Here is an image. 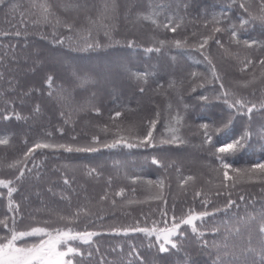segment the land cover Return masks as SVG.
Wrapping results in <instances>:
<instances>
[{"label":"trees","instance_id":"16d2710c","mask_svg":"<svg viewBox=\"0 0 264 264\" xmlns=\"http://www.w3.org/2000/svg\"><path fill=\"white\" fill-rule=\"evenodd\" d=\"M49 2L62 19L77 16L59 7L77 0ZM103 2L88 0L95 5L90 13L93 18ZM13 3L22 6L15 18L9 8L0 9V117L12 116L9 120L0 118V138L9 140L7 145H0V178L14 180L20 169L25 175L14 184L17 191L12 200L14 206L19 205L18 213L7 211V189L0 188V218L15 217L19 231L34 226L51 230L65 225L61 216L71 218L80 211L72 226L98 235L89 243L69 242L81 253L73 258V264H213L212 243L219 242L226 226L234 225L238 217L251 216L255 217V227L264 216V173L245 170L264 163V109L260 108L264 102V65L259 63L264 59V47L260 46L264 45V22L252 19L240 28L238 19L264 15L261 0H236L234 4L232 0H116L118 18L108 29L89 23L80 14L72 31L53 27L55 19L51 24H33L39 18L38 9L27 15L26 27L22 26L19 12L29 8V0ZM239 3H245L248 13ZM227 5H231L230 10ZM224 12L227 17L221 15ZM138 13L150 14L160 23L173 17L170 27H179L175 32L157 28L151 21L137 20ZM233 23L241 41L255 40L257 45L245 47L235 43L229 31H213ZM16 31L21 35H14ZM207 37H211L208 43L199 48ZM177 39L186 43L177 48L171 43ZM161 40L169 43L161 46ZM85 41L99 46L85 49ZM129 42L134 46L129 47ZM156 47L161 50L146 51ZM248 59L253 62L244 68ZM213 65L220 79L208 83L205 77L211 79ZM193 72L198 75L192 77ZM136 73H148L147 82L137 79ZM48 76L54 78L51 88L46 84ZM201 83L203 87H199ZM221 83L223 90L232 94L230 100L242 99L257 108L251 114H237L227 133L214 136L213 144H203L199 124L227 111L216 100ZM140 87L145 89L143 93ZM200 95H207L209 101L198 99ZM118 111L121 116L115 117ZM177 115L183 117L181 124L175 122ZM151 121L156 122L152 129L156 146L128 148L127 143H138L137 137L146 135ZM105 126L108 130L102 131ZM174 128L179 131H172ZM245 130L250 137L244 147L222 154L231 165L227 170L230 179L225 180L216 149ZM173 135L183 143H161ZM94 136L98 141H93ZM121 138L114 148L104 146ZM38 141L74 149L95 147L98 151L45 148L36 149L25 159L24 153ZM154 157L160 164L152 163ZM16 161H21L16 168L8 167ZM92 169L95 171L89 175ZM189 176L194 179L181 185ZM64 179L69 184L65 185ZM158 180H163L162 188L149 183ZM121 189L122 195H117ZM198 191L203 195L196 197ZM228 193L236 204L225 210ZM105 194L107 199L101 201ZM204 199L210 201L207 209L202 204ZM189 208L214 215L205 217L203 225L196 222L203 237L196 238L190 226H181L185 236L178 240L179 251L161 255L153 246L154 235L114 231L137 223L151 229L153 222L157 228H164L165 222L171 224L173 215L184 216ZM215 228L220 230L218 235H213ZM6 231L0 229V235ZM43 237H25L17 245L36 244ZM200 240H207L209 245L203 254ZM59 247L62 250L65 245ZM133 249L138 255L129 256Z\"/></svg>","mask_w":264,"mask_h":264},{"label":"snow or ice","instance_id":"6c2138e0","mask_svg":"<svg viewBox=\"0 0 264 264\" xmlns=\"http://www.w3.org/2000/svg\"><path fill=\"white\" fill-rule=\"evenodd\" d=\"M236 0H232L234 4ZM239 8L242 9L245 13H248V8L245 3H239ZM9 8L10 14L15 18L17 10L22 6L17 3H13V0H0V9ZM60 10L64 13H68L70 11H74L77 13V16L71 20H69L66 16L62 19L57 12L54 10L53 5L49 2V0H29V8L24 9L19 12L21 17L20 23L22 26L26 27V18L29 13H32V10L39 11V18L33 21V24H51L52 19H55V25L53 27L63 26L67 28L69 31L74 29V25L76 23V19L79 18L80 14H84V18L89 21V23L93 25H97L99 28L108 29L112 22L118 18V9L116 5V0H104L101 8L98 10V14L95 18L90 15L93 8H95L94 4H89L88 0H77L76 3H65L61 4ZM229 10L231 5L226 6ZM261 11L264 13V0H261ZM34 14V13H33ZM222 16L227 17V12L221 13ZM127 18V15H126ZM137 20H146L151 21L153 25L157 28L168 29L172 32L176 31V28L179 27V24H176L174 27H170L173 24V17H167V23H160L156 19H153V16L150 14L138 13ZM215 20V17L213 18ZM252 19H259L261 22H264V15L259 17H252L249 14L247 19L241 17L238 19V25L240 28H243L246 24H248ZM219 21H217L218 23ZM229 31L230 36L233 41L237 44L243 43L245 47L251 48L254 45H257V41L255 40H243L241 41L238 36L237 24H230L227 29H222L216 27L213 29L214 32L221 31ZM3 35H9L12 33L4 32ZM108 31L105 30V35H108ZM14 35L19 36L21 33L16 31ZM211 37L204 38L203 43L199 45V48H203L207 43L208 39ZM218 45L221 44V41L217 39L215 41ZM57 43H63L62 40H57ZM168 41L161 40L159 44L164 46ZM175 47H182L186 41H181L179 39L172 41ZM94 46H99L98 44H93L85 41L84 48L90 49ZM129 47L134 46V42H129ZM223 46V45H221ZM264 47V45H260ZM161 50L160 47L156 48H148L146 51L148 52H159ZM203 55V53H202ZM205 60H208V57L205 55ZM253 61L248 59L246 63H244V68H246ZM209 65H211V61L208 60ZM260 64L264 65V59L259 61ZM241 68V71L244 70ZM211 79L205 77V81L208 83H212L215 81H219L220 77L216 73L215 66L213 65L210 68ZM137 79L144 78V82H147L148 73H136L134 74ZM198 74L193 72L191 73L192 77H196ZM53 77L48 76L46 80V84L49 88L52 87ZM172 86V85H170ZM204 83H201L199 87H203ZM220 89L222 90L217 96L216 100L221 101L226 108V112H224L219 117L210 116L206 122L199 124V129L201 130V135L203 137V144H213V137L218 136L222 133H227L233 123V120L237 114H251L254 109L257 108L256 104H248L242 99H229V96L232 95L227 90L224 89L223 83L220 84ZM144 88L140 87L139 91L141 93L144 92ZM192 91H196V87L192 88ZM49 96H52L53 93L49 92ZM198 99L208 102L209 97L207 95H200ZM187 107V105H185ZM260 108L264 109V102L260 104ZM234 110V111H233ZM246 110V112H245ZM36 111H39V107L37 106ZM97 114H99V109H96ZM17 119H21L18 114H15ZM121 116V113L118 111L115 113V117ZM4 120H9L12 118L10 115H3L0 117ZM250 118V115H249ZM183 117L177 115L175 117L176 124H181ZM151 126L147 131L146 135L143 137H137L138 143H127L126 146L128 148L133 147H155L156 145L153 143V131L152 129L155 127V121H151ZM107 126H105L102 131H107ZM62 131V130H61ZM174 132H178V128L172 129ZM50 135V134H49ZM250 137V133L245 130L239 137L235 138L232 142L227 143L223 146L217 147L216 149V159H218L221 163V167L223 168V176L225 180L230 179L228 174V169L231 167L229 163L224 161V157L222 154L225 153H235L244 147V143ZM93 141H98V137H93ZM121 140H115L111 144H105V147H116L117 144L122 142ZM183 143V141L176 135H173L170 140H162L161 143ZM9 140L7 138H0V145H7ZM45 148H62L67 152H95L98 151L95 147H77L73 148L71 146H67L64 144H50L44 142H36L32 147L28 149L26 153H24L25 159L30 156L36 149H45ZM21 161H16L13 164H10L9 168H16V165ZM153 164H160V161L155 157L152 159ZM259 170L261 173H264V163H256L253 165L252 169H247L245 171H255ZM31 171V169H29ZM95 169L89 171V175L94 172ZM179 172V169H177ZM237 172L240 170L237 169ZM24 169L19 170V174L15 176L13 179H0V188L7 189V197H8V212H19V205L14 206V202L12 200V195L17 191V188L14 186L15 181L22 180L24 178ZM38 175V174H37ZM194 178L189 176L185 179L181 180V185L187 183V181L193 180ZM64 184H69L68 179H64ZM149 183H156L161 188L163 187V180L158 181H149ZM225 188L228 185H223ZM235 186L234 184L232 185ZM51 191V189H49ZM123 189L117 193V195H122ZM224 193L217 192L216 195H222ZM202 192H196L195 196H202ZM229 199L227 204L225 205V210L232 207L236 204L234 200H232L231 193H228ZM156 199H161L160 196L155 197ZM107 194L100 197V200H106ZM240 200L243 201L244 197L241 196ZM115 204V201H112ZM210 203L207 199L202 201L203 206L207 209V205ZM216 211H220V209H216ZM162 215H167L166 212H162ZM210 215H214V212H209L207 210L196 212L195 209L189 208L186 215L181 217H176L173 215L171 217V224L168 225L165 222L164 228H157L155 226V222H153L154 226L149 229L147 227H139L138 223L135 227H128L124 229H114L117 233L123 231L124 234H128V232H141L145 233L147 236H155V244L153 246L156 247L158 254H166L170 253L172 250H180V245L178 244V240L180 237L185 236V232L180 231L182 225L190 226L192 234L196 238H200L204 236V232L200 231L197 226V221L201 222V225L204 223L205 217ZM80 216V211L74 213L73 217H63L61 216L59 219L62 221H66L63 227H56L49 230L46 227H33L27 231H19L16 228V219L15 217H8L7 215L4 218H0V229H6L7 231L0 235V264H73V258L77 255H81L78 247H74L69 245L70 241L80 240L84 243H89L93 236L98 235L96 232L90 231H77L73 225V220L78 219ZM9 220H11V226H9ZM255 221V217L245 216L238 217L236 223L234 225H228L225 227V231L222 235H220L219 242H213L212 248L215 249V259L213 264H264V216H261L260 221L255 224L253 227V222ZM47 223V222H45ZM213 235H218L220 233L219 228H215L212 230ZM32 236H47V239H41L38 244H34L31 247H20L17 246V242L23 240L25 237ZM176 238V239H174ZM60 245H65L63 250H60ZM200 251L203 254L208 250V241L200 240L199 241ZM91 255V253H89ZM138 255L135 249H133L129 256ZM191 264V261H189Z\"/></svg>","mask_w":264,"mask_h":264},{"label":"rangeland","instance_id":"374dc122","mask_svg":"<svg viewBox=\"0 0 264 264\" xmlns=\"http://www.w3.org/2000/svg\"><path fill=\"white\" fill-rule=\"evenodd\" d=\"M0 179H2V178H0ZM34 227H42V226H34ZM33 228V227H32ZM30 230V229H29ZM23 231H27V230H23ZM42 239H47V236H44ZM39 243V242H38ZM38 243H36V244H38ZM34 244H31V245H26L27 247H31V246H33ZM17 246H20V245H17ZM20 247H25V246H20ZM61 250V249H60ZM63 250V249H62Z\"/></svg>","mask_w":264,"mask_h":264}]
</instances>
